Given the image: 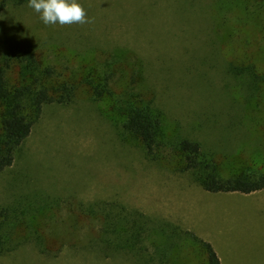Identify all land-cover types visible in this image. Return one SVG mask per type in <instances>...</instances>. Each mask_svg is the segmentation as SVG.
Masks as SVG:
<instances>
[{
    "label": "rangeland",
    "instance_id": "374dc122",
    "mask_svg": "<svg viewBox=\"0 0 264 264\" xmlns=\"http://www.w3.org/2000/svg\"><path fill=\"white\" fill-rule=\"evenodd\" d=\"M77 2L91 23L45 25L28 4L0 15V58L31 49L78 88L71 104L44 108L0 174V207L30 195L60 200L36 221L48 251L29 243L0 264H133L89 247L97 227L76 205L106 201L203 233L229 264H264V207L202 191L176 172L180 158L169 147L199 142L223 176L264 172V0ZM229 66L242 75L227 73ZM107 74L113 98L94 102L92 90ZM132 95L163 114L156 160L120 128L114 96ZM185 262L205 259L195 250Z\"/></svg>",
    "mask_w": 264,
    "mask_h": 264
},
{
    "label": "trees",
    "instance_id": "16d2710c",
    "mask_svg": "<svg viewBox=\"0 0 264 264\" xmlns=\"http://www.w3.org/2000/svg\"><path fill=\"white\" fill-rule=\"evenodd\" d=\"M26 4L28 0H0V15L9 6ZM242 71L232 66L227 69V73L237 77ZM111 79L112 75L107 74L93 88L94 102L104 96L113 98ZM77 90L54 68L42 64L31 49L0 58V174L12 167L44 108L71 104ZM114 101L115 110L124 117L120 128L140 145L146 158L156 160L164 139L162 112L137 95L125 99L114 96ZM169 147L180 158L176 172L188 174L205 192L251 194L264 189V172L255 168L231 169V175L223 176L215 160L197 141L183 138ZM39 196L18 197L0 207V256L29 243L46 253L36 221L45 212L60 208V200ZM76 206L77 215L97 227L89 247L98 249L106 258L123 255L133 264H187V254L196 250L204 256L205 264H221L209 243L167 220L150 217L116 201Z\"/></svg>",
    "mask_w": 264,
    "mask_h": 264
},
{
    "label": "clouds",
    "instance_id": "9594fccd",
    "mask_svg": "<svg viewBox=\"0 0 264 264\" xmlns=\"http://www.w3.org/2000/svg\"><path fill=\"white\" fill-rule=\"evenodd\" d=\"M28 7L39 14L45 25H83L92 22L77 0H28Z\"/></svg>",
    "mask_w": 264,
    "mask_h": 264
},
{
    "label": "crops",
    "instance_id": "0c3cea01",
    "mask_svg": "<svg viewBox=\"0 0 264 264\" xmlns=\"http://www.w3.org/2000/svg\"><path fill=\"white\" fill-rule=\"evenodd\" d=\"M201 189V188H200ZM264 190V189H263ZM263 190L261 191H257L251 194H240V193H228V195H232L235 197L237 204H244V205H248V206H252L255 208H262L264 207V199H260L258 201H256V197L260 198L262 197L261 193L263 192ZM204 191V190H202ZM205 192V191H204ZM233 203V202H232ZM186 230V229H185ZM188 230V229H187ZM190 231V230H188ZM192 232V231H191ZM194 233V232H193ZM197 237H199L200 239H202L203 241L209 243L207 240H205L202 235L203 233H201L200 235H197L196 233H194ZM210 244V243H209ZM211 245V244H210ZM212 246V245H211ZM213 248V247H212ZM215 251V250H214ZM216 253V252H215ZM220 263L221 264H229L228 263V257H226V259L223 256V253L219 256L217 255Z\"/></svg>",
    "mask_w": 264,
    "mask_h": 264
}]
</instances>
